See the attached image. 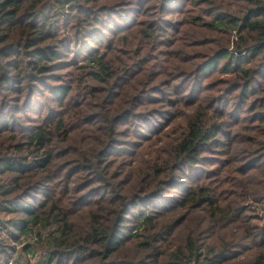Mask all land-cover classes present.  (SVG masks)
<instances>
[{
  "label": "trees",
  "instance_id": "trees-1",
  "mask_svg": "<svg viewBox=\"0 0 264 264\" xmlns=\"http://www.w3.org/2000/svg\"><path fill=\"white\" fill-rule=\"evenodd\" d=\"M0 264H264V0H0Z\"/></svg>",
  "mask_w": 264,
  "mask_h": 264
},
{
  "label": "rangeland",
  "instance_id": "rangeland-1",
  "mask_svg": "<svg viewBox=\"0 0 264 264\" xmlns=\"http://www.w3.org/2000/svg\"><path fill=\"white\" fill-rule=\"evenodd\" d=\"M256 213H259V214H261L259 210H257V211H256ZM258 222H260V220H259V219H255V220H254V223H258Z\"/></svg>",
  "mask_w": 264,
  "mask_h": 264
}]
</instances>
